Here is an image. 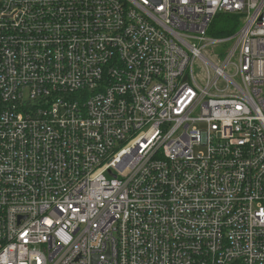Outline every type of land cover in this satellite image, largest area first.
<instances>
[{"label":"built area","instance_id":"built-area-1","mask_svg":"<svg viewBox=\"0 0 264 264\" xmlns=\"http://www.w3.org/2000/svg\"><path fill=\"white\" fill-rule=\"evenodd\" d=\"M0 264H264V0H0Z\"/></svg>","mask_w":264,"mask_h":264},{"label":"trees","instance_id":"trees-1","mask_svg":"<svg viewBox=\"0 0 264 264\" xmlns=\"http://www.w3.org/2000/svg\"><path fill=\"white\" fill-rule=\"evenodd\" d=\"M240 24L238 16L218 14L212 21L208 35L211 37H225L233 33Z\"/></svg>","mask_w":264,"mask_h":264},{"label":"water","instance_id":"water-1","mask_svg":"<svg viewBox=\"0 0 264 264\" xmlns=\"http://www.w3.org/2000/svg\"><path fill=\"white\" fill-rule=\"evenodd\" d=\"M153 4H156V5H158L159 4V2H160V0H150Z\"/></svg>","mask_w":264,"mask_h":264}]
</instances>
